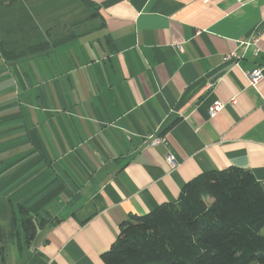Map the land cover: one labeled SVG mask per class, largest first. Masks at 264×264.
<instances>
[{
	"label": "crops",
	"instance_id": "obj_1",
	"mask_svg": "<svg viewBox=\"0 0 264 264\" xmlns=\"http://www.w3.org/2000/svg\"><path fill=\"white\" fill-rule=\"evenodd\" d=\"M74 1L86 18L16 60L0 17V264H105L131 215L202 174L264 186V79L247 76L264 67V0Z\"/></svg>",
	"mask_w": 264,
	"mask_h": 264
},
{
	"label": "trees",
	"instance_id": "obj_2",
	"mask_svg": "<svg viewBox=\"0 0 264 264\" xmlns=\"http://www.w3.org/2000/svg\"><path fill=\"white\" fill-rule=\"evenodd\" d=\"M49 48L45 42L4 56L16 60ZM263 230L264 186L250 170L230 167L187 183L177 203L131 215L102 259L105 264H264Z\"/></svg>",
	"mask_w": 264,
	"mask_h": 264
},
{
	"label": "rangeland",
	"instance_id": "obj_3",
	"mask_svg": "<svg viewBox=\"0 0 264 264\" xmlns=\"http://www.w3.org/2000/svg\"><path fill=\"white\" fill-rule=\"evenodd\" d=\"M74 3V0H0V17L4 32H11L12 39L4 38L2 43L8 42L9 46H13V43H23L24 46L20 49L26 50L31 45L45 43L44 38L48 33L59 31L65 23L72 24L89 14V10L78 2ZM49 26L56 28L51 29ZM90 28V24H86L82 31ZM205 200L209 204L212 203L209 198Z\"/></svg>",
	"mask_w": 264,
	"mask_h": 264
},
{
	"label": "built area",
	"instance_id": "obj_4",
	"mask_svg": "<svg viewBox=\"0 0 264 264\" xmlns=\"http://www.w3.org/2000/svg\"><path fill=\"white\" fill-rule=\"evenodd\" d=\"M207 1V0H205ZM240 2H244L246 0H239ZM263 32H264V29H263ZM256 42H258V40H256ZM257 45V44H256ZM178 48L179 49H182V47L180 45H178ZM258 52V50H257ZM239 57L237 56L236 53H231L230 55H227L225 60L228 61V60H231V59H238ZM247 76L250 80V84L251 85H256L258 84L259 82H261L263 79H264V67H260L258 69H256L255 71H252V72H249L247 73ZM224 107V104L220 101H216L212 104V106L209 108V116L210 117H214L216 115V113L218 111H220L222 108ZM153 145H158V144H165L166 143V138L164 137H160V136H148ZM167 163L172 167L174 168L178 163L175 159V157L172 155V153H169L167 155Z\"/></svg>",
	"mask_w": 264,
	"mask_h": 264
},
{
	"label": "water",
	"instance_id": "obj_5",
	"mask_svg": "<svg viewBox=\"0 0 264 264\" xmlns=\"http://www.w3.org/2000/svg\"><path fill=\"white\" fill-rule=\"evenodd\" d=\"M96 211L93 209L92 204H88L84 210H81L78 214V220L82 223L86 222L90 217L95 215Z\"/></svg>",
	"mask_w": 264,
	"mask_h": 264
}]
</instances>
